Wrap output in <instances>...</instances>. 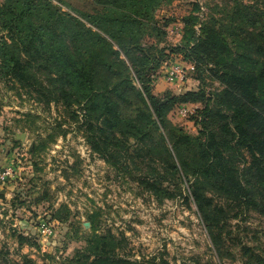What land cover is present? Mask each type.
I'll list each match as a JSON object with an SVG mask.
<instances>
[{
	"label": "trees",
	"instance_id": "16d2710c",
	"mask_svg": "<svg viewBox=\"0 0 264 264\" xmlns=\"http://www.w3.org/2000/svg\"><path fill=\"white\" fill-rule=\"evenodd\" d=\"M91 1L93 13L66 0H0V79L37 103L76 109L91 150L108 165L128 174L143 164L147 190L194 203L220 257L215 196L264 217V0L233 1L200 35L199 20L189 17V37L173 48L159 44L167 33L156 13L165 0ZM173 54L216 90L156 97L152 76ZM176 105L195 107L189 118L198 136L168 122ZM88 221L91 233L71 264H139L120 257L125 238L101 231L98 213ZM5 256L0 251V264H12ZM244 257L264 264L253 249Z\"/></svg>",
	"mask_w": 264,
	"mask_h": 264
},
{
	"label": "rangeland",
	"instance_id": "374dc122",
	"mask_svg": "<svg viewBox=\"0 0 264 264\" xmlns=\"http://www.w3.org/2000/svg\"><path fill=\"white\" fill-rule=\"evenodd\" d=\"M66 1L84 12L97 9L91 0ZM233 1L165 0L156 13L159 27L167 33L159 44L173 48L183 43L189 37L185 31L189 17L199 20L194 28L200 35L203 24L211 16L223 17L224 7ZM167 20L172 23L165 25ZM170 60L183 69V79H168ZM170 60L152 76L153 93L160 100L189 90H216L207 74L199 82L194 66L181 56L173 54ZM10 87L0 79V251L12 264L26 260L71 264L77 249L84 247L81 237L91 233L88 216L93 213L99 214L101 231L111 229L125 238L118 253L126 261L246 264L247 248L264 254V217L254 209L246 210L225 196L214 197L221 233L219 257L194 203L173 197L172 189L171 197L147 190L140 183L148 169L143 164L132 165L128 174L108 165L91 150L84 119L76 109L46 106ZM180 106L168 114V122L198 136L199 127L180 114ZM197 106L203 109L204 104ZM244 156L249 159L247 153ZM19 236L28 242L20 245Z\"/></svg>",
	"mask_w": 264,
	"mask_h": 264
},
{
	"label": "built area",
	"instance_id": "2783aa9c",
	"mask_svg": "<svg viewBox=\"0 0 264 264\" xmlns=\"http://www.w3.org/2000/svg\"><path fill=\"white\" fill-rule=\"evenodd\" d=\"M166 76L168 77L169 80H174V79H178V78L183 79L184 78L183 69L179 65H176V63H172V61H171V62H169V66L167 68ZM193 108H195V107L194 106H181V107H179L178 110L182 116L189 117L191 114L194 113ZM7 174L8 173H5V176ZM1 180H4V176L1 177Z\"/></svg>",
	"mask_w": 264,
	"mask_h": 264
},
{
	"label": "crops",
	"instance_id": "0c3cea01",
	"mask_svg": "<svg viewBox=\"0 0 264 264\" xmlns=\"http://www.w3.org/2000/svg\"><path fill=\"white\" fill-rule=\"evenodd\" d=\"M187 90V89H186Z\"/></svg>",
	"mask_w": 264,
	"mask_h": 264
}]
</instances>
